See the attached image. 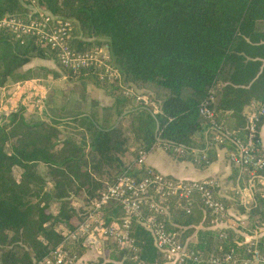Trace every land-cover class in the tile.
<instances>
[{"label": "trees", "instance_id": "trees-1", "mask_svg": "<svg viewBox=\"0 0 264 264\" xmlns=\"http://www.w3.org/2000/svg\"><path fill=\"white\" fill-rule=\"evenodd\" d=\"M51 15L70 20V46L78 52L106 47L111 63L123 82L139 93L154 98L159 112L136 102L125 111L130 96L121 94L119 83L101 81L91 70L73 73L59 64L57 52L39 39L17 37L0 28V85L16 74L33 57L51 59L68 81L81 77L115 97V121L97 122L91 114L67 121L52 118L51 123L30 121L23 109L0 122V264H38L58 244L82 257L79 244L63 242L75 229L83 205L98 194L100 181H114L131 166L140 150L146 154L163 145L178 159L189 158L197 166L212 162L216 154L210 139H204L205 117L198 108L211 91L210 106L216 119L231 131L217 132L236 149V139L246 140L245 107L264 101V0H38ZM30 13L23 0H0V19L24 17ZM32 16L36 14H31ZM228 112V115H224ZM255 147H260L258 130ZM78 123L81 137L63 135L58 124ZM71 123V124H70ZM210 126V125H209ZM70 127V126H69ZM201 134L199 141L195 135ZM180 148L182 152L174 151ZM204 155L194 162V154ZM246 172L250 167H239ZM238 169V168H237ZM17 172V173H16ZM132 174L142 170L131 169ZM264 179V169L251 175ZM259 186V184H258ZM215 198L225 208L231 204ZM253 203L239 210L251 227L264 221V198L252 187ZM83 193V205L75 208L73 196ZM120 214L117 209L111 212ZM109 215V214H108ZM221 219L203 206L198 195L191 213L173 211L163 217L183 226L188 237L202 224L209 230L198 232V248L222 254L234 250L239 259L247 257L249 245L264 253V235L257 241H244L232 226H211V218ZM113 218H108L111 221ZM223 219H226L225 217ZM256 220V222H255ZM216 230V231H215ZM215 231V232H214ZM135 243L130 247L114 244L122 264H163L150 234L133 225ZM222 233L225 237L218 238ZM249 233V232H248ZM98 264H121L99 261Z\"/></svg>", "mask_w": 264, "mask_h": 264}, {"label": "built area", "instance_id": "built-area-1", "mask_svg": "<svg viewBox=\"0 0 264 264\" xmlns=\"http://www.w3.org/2000/svg\"><path fill=\"white\" fill-rule=\"evenodd\" d=\"M24 1L33 5L37 0ZM30 13L36 15L4 16L0 19V28L8 29L17 37L26 35L39 39L44 46L57 52L62 68L73 73L82 70L96 72L101 81L119 83L125 96L155 108V103L147 95L139 93L133 86H127L122 81V75L111 63L106 47L85 52L75 51L69 43L72 30L70 20L43 12L37 5ZM213 101L214 91H211L208 98L200 104L198 112L206 118L212 129L230 136L232 132L216 119V112L210 106ZM244 116L248 131L246 140L236 139L237 147L229 153V160L241 168L250 167L248 172L254 173L264 169V147H255L254 141L258 124L264 117V101L247 106ZM216 141L223 142L224 139L217 135ZM174 151L182 152L178 147ZM145 156L146 153L140 150L137 158L128 167L129 172H124L112 182L100 181L97 196L87 204H82L83 210L77 216L76 227L65 236L63 242L79 244L86 251L99 255L103 253L106 243L120 247L133 246L136 240L133 225L138 224L150 234L163 264H264V253L254 245L247 247L246 252L249 255L243 259H239L234 250L222 254L209 252L205 255L198 248V243H189L187 237L183 236V226L171 223L181 231L170 229L163 217L168 218L175 210L190 214L195 195L199 196L203 206L212 214L221 216V219L211 218V224L217 225L224 221L226 209L214 196V180H188L168 176L146 165ZM203 158V154L199 155L194 158V162L199 164ZM133 167L142 170V174H132ZM262 182L264 184V179ZM117 209L120 214L114 216L111 212ZM110 217L113 218L111 221L108 220ZM222 237L225 234L220 233L218 238ZM79 260L80 257L75 252H70L61 243L53 247L38 264H76Z\"/></svg>", "mask_w": 264, "mask_h": 264}, {"label": "crops", "instance_id": "crops-1", "mask_svg": "<svg viewBox=\"0 0 264 264\" xmlns=\"http://www.w3.org/2000/svg\"><path fill=\"white\" fill-rule=\"evenodd\" d=\"M47 67H55L59 69L49 58L33 57L29 62L18 68L16 72L17 75L9 77L3 85H0V121H7L10 114L19 109H23L26 119L31 120L37 118L39 121L46 123H51V121L47 119L43 112L44 109L50 119H52V116L58 120L67 121L76 116H81L76 112L70 113V111H61L60 109H57V106H54L53 103L46 104L45 98H47V95L50 93L49 88L52 86V83L53 85L56 83L55 80L49 81V78H41L40 74H43L41 73V70ZM39 71L40 73H38ZM60 77L61 80L59 79L57 82L64 81L66 83V81H68L63 73ZM90 85H92L90 92H93L94 87L96 88L95 94L99 101V105H97L99 113L96 111L98 118L100 119L101 117L99 115L106 111V113H109L108 118L110 119V115L115 114V97L109 95L104 90L97 88L93 84ZM67 86H69V84H67ZM126 102V109L124 112L128 111V107L135 105L137 101L129 99ZM246 109L247 107H245L243 114H245ZM91 112L95 111H87L84 114H91ZM153 112H159L158 104H155ZM228 114V112L224 113V115ZM217 121L219 122V120ZM99 122L101 123L100 120ZM219 123L223 125V120ZM63 127H65V124H58V128L61 131ZM225 128L227 129V127ZM203 135L205 140L208 138L210 139L211 148L216 154L215 159L205 166L199 167L195 164L188 165L184 164L182 161H177L167 153L166 148L163 145L157 146L153 151L146 154V165L174 178L188 180L210 178L214 180L218 195L227 199L231 204L229 207L225 208L226 219L220 221L217 225L212 224L211 226H208V228L214 229L219 226L222 227L231 224L238 233V236L241 235L245 242L257 241L264 235V221L258 226L251 227V223L246 220V214L242 213L239 208L243 206L247 209L252 205L254 201L252 187L261 191L264 198V184L262 180L258 179L253 182L254 178L251 176L252 173L240 169L239 166L233 164L229 160V153L234 151L235 148L225 140L223 142H217L216 137L218 133L207 124H204ZM199 137H201L200 133L195 135L197 141H199ZM258 139L261 146L264 147V120L258 130ZM197 153L198 152L195 151L194 157L199 156ZM227 165H229V167ZM228 182H234L236 187H229ZM202 226V224L198 225L195 231L190 234L187 239L193 241V243H200L197 237L198 232L209 230L207 227L203 228Z\"/></svg>", "mask_w": 264, "mask_h": 264}, {"label": "rangeland", "instance_id": "rangeland-1", "mask_svg": "<svg viewBox=\"0 0 264 264\" xmlns=\"http://www.w3.org/2000/svg\"><path fill=\"white\" fill-rule=\"evenodd\" d=\"M23 2H25V1L23 0ZM25 3L27 5V7L29 8V10H34V8L37 5V8L39 10H41L43 12H47V11H45L44 6H42L40 3H38V0L36 1V4H33V5H31V3L30 4H28L27 2H25ZM56 67H58V66L56 65ZM38 73H40V71ZM41 73H43V74H40L41 78H44V79L49 78V81L55 80V82H56L54 85L52 83V86L49 88L50 93L47 95L48 97L45 98L46 104L53 103V105L57 106L56 108L60 109L61 111L62 110L65 112L70 111V113L76 112L77 114H80V115H86L84 113H86L87 111L94 110L95 112H91V115L95 118V120L97 122H99V120H100L102 125H109L115 121V117H116L115 114H111L110 115L111 118L109 119L108 118L109 113L108 112L106 113V111L99 115L101 117L100 119L98 118V114H96V111L99 113V110L97 108V105H99L98 104L99 101H98V98L96 97V94H95L96 88L94 87L93 92L92 91L90 92L92 85H90L91 83L87 78L81 77V78L74 80V81H66V83L64 81L63 82L62 81L57 82V80H59V79L61 80L60 76H62V71L60 69L55 68V67L43 68L41 70ZM122 81H123V77H122ZM67 84H69V86H67ZM120 88H121V94H117V96L121 98V96L124 94H123V90H122L123 88L121 86H120ZM98 90H100V89H98ZM109 95H111V94H109ZM111 96H113V95H111ZM150 100L153 101L155 104H157V102L154 98H150ZM43 112L45 113L47 119L52 122V120L47 115V112L45 109ZM51 118H54V117L51 116ZM55 119H57V118H55ZM30 121L36 122L39 120L37 118H34V119H31ZM0 122L2 123L4 121H0ZM69 126L66 125L65 127H63L62 133L64 136L71 134L72 136H74L76 138L81 137L82 129H80V126L78 123H76L75 125L73 124V125H69ZM170 156L177 161L184 162V164H188V165L194 164L193 161L189 158L178 159L176 157H173L172 155H170ZM227 166L229 167V165H227ZM103 180H108V178H105ZM228 185H229V187H232V186L236 187V184L234 182H228ZM83 196H84L83 193L79 192L78 194H76L75 196L72 197L71 204L73 205V207L77 208L80 206V204H83ZM197 237H198V234H197ZM192 242L193 241H190L189 243H192ZM191 246H193V245H191ZM113 247H114L113 243L112 244L106 243L104 246L105 249H104L103 253L99 254V255L86 251L85 254L82 257H80V260L77 261L76 264H98L99 261H104V262L114 261L115 263H121L122 264L123 259L126 256L123 258H120L119 252L116 251Z\"/></svg>", "mask_w": 264, "mask_h": 264}, {"label": "water", "instance_id": "water-1", "mask_svg": "<svg viewBox=\"0 0 264 264\" xmlns=\"http://www.w3.org/2000/svg\"><path fill=\"white\" fill-rule=\"evenodd\" d=\"M125 113H126V112H123V113H122V115L118 118L117 123H118V121L121 119V117H122Z\"/></svg>", "mask_w": 264, "mask_h": 264}]
</instances>
